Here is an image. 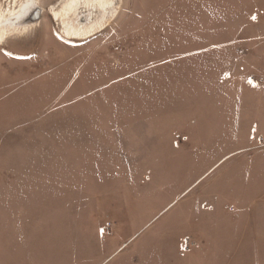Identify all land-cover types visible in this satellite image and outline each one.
<instances>
[{"label": "rangeland", "instance_id": "rangeland-1", "mask_svg": "<svg viewBox=\"0 0 264 264\" xmlns=\"http://www.w3.org/2000/svg\"><path fill=\"white\" fill-rule=\"evenodd\" d=\"M43 1L0 28V264H264V0Z\"/></svg>", "mask_w": 264, "mask_h": 264}, {"label": "flooded vegetation", "instance_id": "flooded-vegetation-1", "mask_svg": "<svg viewBox=\"0 0 264 264\" xmlns=\"http://www.w3.org/2000/svg\"><path fill=\"white\" fill-rule=\"evenodd\" d=\"M26 2L27 3L30 2L29 5L26 6V9L28 8L27 9L28 13L25 14L26 16L16 20V22H19V25L17 24L16 26H9V27H12L13 29H18L21 27L32 28L35 24L41 21L42 14L44 10L47 9V5H48V3L45 4L43 0H39L38 2L36 0H0V10L5 11L4 13L7 17L6 19L7 21L14 22V19H12L14 16L13 14H11V11L16 9V12H18V10H20L21 7L24 6ZM36 4H38L39 6L35 7ZM49 6L52 7L53 4L50 3ZM5 21L0 20L1 29L5 27L6 24L3 25Z\"/></svg>", "mask_w": 264, "mask_h": 264}, {"label": "bare ground", "instance_id": "bare-ground-1", "mask_svg": "<svg viewBox=\"0 0 264 264\" xmlns=\"http://www.w3.org/2000/svg\"><path fill=\"white\" fill-rule=\"evenodd\" d=\"M37 2L39 1V0H36ZM29 3L30 2H26L25 3V5L24 6H22L21 7V9L20 10H18V12H16V9L15 10H13V11H11V14H13V18L12 19H14V22H10V21H7L6 19H7V17H6V15H5V11L4 10H0V20H2V21H5L4 23H3V25L4 24H6L5 25V27H9V26H16L17 24L19 25V22H16V20L17 19H19V18H23L24 16H26L25 14H27L28 13V8L26 9V6H28L29 5ZM87 4H90V3H87ZM39 5L38 4H36V6L35 7H38ZM8 22V23H7ZM5 27H3L2 28V30L3 29H5ZM0 36H2V33H0Z\"/></svg>", "mask_w": 264, "mask_h": 264}]
</instances>
